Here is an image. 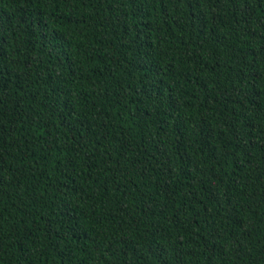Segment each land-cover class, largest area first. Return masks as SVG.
Returning <instances> with one entry per match:
<instances>
[{"label":"trees","instance_id":"16d2710c","mask_svg":"<svg viewBox=\"0 0 264 264\" xmlns=\"http://www.w3.org/2000/svg\"><path fill=\"white\" fill-rule=\"evenodd\" d=\"M0 264H264V0H0Z\"/></svg>","mask_w":264,"mask_h":264}]
</instances>
